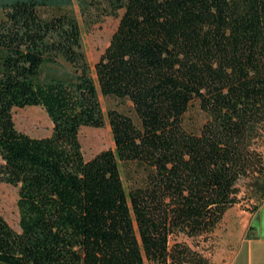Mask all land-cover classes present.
<instances>
[{"label": "trees", "instance_id": "obj_1", "mask_svg": "<svg viewBox=\"0 0 264 264\" xmlns=\"http://www.w3.org/2000/svg\"><path fill=\"white\" fill-rule=\"evenodd\" d=\"M76 1L86 27L119 17L96 77L73 0H0V182L21 227L0 215V264H211L201 241L240 179H264V0ZM98 87L115 148L87 160ZM28 106L50 136L17 128Z\"/></svg>", "mask_w": 264, "mask_h": 264}, {"label": "rangeland", "instance_id": "obj_2", "mask_svg": "<svg viewBox=\"0 0 264 264\" xmlns=\"http://www.w3.org/2000/svg\"><path fill=\"white\" fill-rule=\"evenodd\" d=\"M73 2L81 24L84 49L91 64L93 75L96 77L94 70L95 63L100 59L110 44L112 35L118 26L119 17L108 16L102 22L86 27L77 1L73 0ZM122 13L123 11L120 12V15ZM98 92L105 115L104 125L101 127H82L79 132L81 148L87 160L103 150L115 148L113 134L108 120V110L111 107L117 106V101L104 97L99 87ZM119 107L124 111L132 113L131 102L129 101ZM13 116L17 128L30 136L39 138L47 137L53 132V122L41 106L16 108ZM200 118L201 113L197 111V108L192 107L187 113L186 121L192 125L199 121ZM1 162L2 156L0 154ZM120 168L124 185L128 190L131 185L129 179V175L132 172L131 168L121 163ZM263 183L264 179L256 180L253 178H242L238 182L237 196L239 202L227 212L215 231L205 241H201L199 246L205 255L210 258L211 264H226L233 254L235 246L243 234L242 221L244 220V215L248 211L251 212L256 208L264 194ZM18 199L19 186L7 182H0V215L7 220L14 230L21 231Z\"/></svg>", "mask_w": 264, "mask_h": 264}, {"label": "crops", "instance_id": "obj_3", "mask_svg": "<svg viewBox=\"0 0 264 264\" xmlns=\"http://www.w3.org/2000/svg\"><path fill=\"white\" fill-rule=\"evenodd\" d=\"M243 234L226 264H264V195L242 221Z\"/></svg>", "mask_w": 264, "mask_h": 264}]
</instances>
